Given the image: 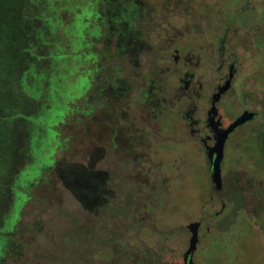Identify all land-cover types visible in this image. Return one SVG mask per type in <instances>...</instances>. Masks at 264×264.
<instances>
[{
  "label": "rangeland",
  "instance_id": "rangeland-1",
  "mask_svg": "<svg viewBox=\"0 0 264 264\" xmlns=\"http://www.w3.org/2000/svg\"><path fill=\"white\" fill-rule=\"evenodd\" d=\"M86 1L0 0V264L182 263L190 237L187 225L194 221L201 224L194 264H264L259 221L239 214L232 233L227 234L233 227L226 226L231 214L220 208L201 148L196 151L192 143L182 144L188 133L183 116H169L168 121L157 116L163 136L155 141L147 131L150 127L145 129L150 116L138 126V116L122 113L124 117L118 119L119 114L106 106L103 116H93V130L94 135L101 129L109 137L111 158L101 151L92 167L81 155L90 148L89 92L80 95L82 81L75 87L73 39L82 24L79 21L74 29L73 23L75 7H84ZM107 1L110 8L105 16L121 19L120 37L138 38L139 32L146 49L125 57L112 46L109 65L121 68L109 72L112 82L134 83L146 70L162 71L171 56L159 65V53L168 44L180 49L181 42L189 41L190 53L181 52V58L193 63L204 58L207 69L217 63L227 66L235 56L239 74L234 93L225 96L224 123L232 122L243 110L256 115L230 134L222 177L252 164L247 133L264 128V92L252 95L261 75L245 68L248 60H254L255 50L264 51L257 43V38L264 42V23L258 12L241 17L239 8L248 6L246 0ZM257 3L264 6V0ZM172 18L180 24L178 28L166 20ZM242 71L246 76L242 77ZM95 75L96 81L100 74L96 71ZM173 84L175 89L181 86L177 80ZM142 92L147 93V88L138 89V111H167L169 104H163V110L158 104L145 107ZM128 102V114H135L136 102ZM76 107L77 116H70ZM123 126L134 136V143ZM58 128L61 134L56 135ZM163 144L167 147L157 153ZM107 159L115 166L110 173L103 168ZM76 165L102 170L108 177L106 206L87 210L79 205L70 187L89 196L101 193L93 189L99 180ZM60 169L66 180H60Z\"/></svg>",
  "mask_w": 264,
  "mask_h": 264
},
{
  "label": "flooded vegetation",
  "instance_id": "flooded-vegetation-1",
  "mask_svg": "<svg viewBox=\"0 0 264 264\" xmlns=\"http://www.w3.org/2000/svg\"><path fill=\"white\" fill-rule=\"evenodd\" d=\"M102 7L103 10H101ZM109 8L110 4L107 0H105V2L104 0H87L84 7H75L77 13L75 14L73 28L75 29V26L76 28H78L79 21L82 24V27H80V32L78 31V33L74 35L73 39V41L76 42L79 46L76 47V43L74 44V51L72 54V60L74 62L73 67L76 73L75 79H77L75 87H78V82L82 81V84L84 86L82 88L83 91L80 92V95L86 90H88L89 92V109L87 116L90 117L88 120L89 123L87 124L89 128L86 129H88V131L90 130L91 133L90 140L87 139V142L89 141L90 148L85 152H82L81 155L86 158V162L91 164V166L96 165L95 161L98 159L97 155H100L101 151L104 153V157H106L108 154V159L111 158L112 153L110 150L113 144L110 143L109 137L107 136V134H105V132H101V129H98V133L94 135L95 131L93 130V123L95 120L93 119V116H103L102 110L106 106H108L114 114H119L118 119L123 118L124 116H138V126L142 120L145 121L147 116H150L151 119L147 123L148 126L145 124V129L147 127H150V129L148 128L147 131L155 141H159V137L163 136L159 133L158 130L162 124V121L158 120L157 116H164L163 120L166 119V121L169 120V116H183L184 120L187 121L188 133L187 136L183 138L182 144L188 146L187 144L190 145V143H192V149H195L197 151L201 148L206 157V148L212 147L215 143L213 139L214 128L224 129L231 123L230 122L229 124H225L223 116H225L227 112V101L225 100L227 99V97L225 98V96L230 92L231 94L234 93L232 91H234L235 82L238 77L237 74H239L238 69H236L237 61L235 59V56H231L229 64L227 66L226 64L217 63V66L214 69L213 66L210 69H207V64L203 63L204 61L202 60L204 58L200 60L198 59L197 63H193V61H186L185 59L181 58V52L186 55L190 53L189 41L181 42L179 44L181 46L180 49L171 47L173 44H171V46H169L168 44L165 49L161 48L159 53V65L164 62L163 60L169 59V56H171L168 65H166L162 71H159L155 68L154 70L150 71L146 70L145 72L135 77L134 83H132L131 81L122 82L121 84H119V82H112L110 80L109 72L111 70L115 72H119L121 70L119 66L111 67L109 65L112 46L117 49L119 55H123L125 57H131L133 54L140 55L146 49L142 47V37L140 36L139 32L138 38L134 37L131 34H123V37H120V32L121 30H123L122 25L119 22L121 19L111 18L110 20L108 15L105 16L106 14H108ZM137 20L138 18H136V21ZM166 20L171 21L169 23L170 26L176 25L175 27L178 28V25H180L173 18ZM183 24H187V22ZM134 28L138 31L137 23L135 24ZM226 29L227 28H225V30ZM73 32H75V30ZM84 37H87L88 40L85 41ZM96 71L97 73L99 72L100 75L95 81ZM207 71L212 72L209 73ZM159 77H161V81H159ZM195 78H197L199 81H195ZM138 79L140 81H138ZM173 80H177L179 84L181 83V86L177 89L173 88ZM227 81H229V83L226 85ZM142 87L147 88V93L142 92L141 95L145 101V107H147V105L149 104L151 106H156L158 104V106H161L160 110H163V108L165 107L163 106V104H169L168 106H166L167 111L164 113H158L157 111H155V113L154 111L146 112V110L138 111V89L139 91H141ZM219 88H225V90L219 91ZM133 89L137 94L133 91ZM127 91H129L128 95L126 94ZM150 92L154 94L150 95ZM175 92H178V94L175 95ZM91 93L93 94L92 96ZM78 97H76L75 99H77ZM77 101L78 100H76V102ZM127 101H129L128 103L130 104L132 102H136L134 110L135 114H128V108L126 104ZM141 107L140 109H142ZM75 109L76 110H72V115L70 116H77V114L75 113L79 112V110L77 107ZM244 111L249 110H243L239 112L238 114H236L235 119ZM122 113L124 114V116L122 115ZM254 113L256 115L255 111ZM120 123L121 121L118 122V124L124 125V122L121 124ZM123 128H125V126H123ZM125 130V135L129 138V140L132 139L134 143V136L132 137L130 135V131L126 128ZM60 131L61 129L58 128L55 131V134H61ZM176 135L178 137H182L181 131L179 129H176ZM184 135L186 134L183 133V136ZM96 140H98V142H96ZM187 141L188 143H185ZM92 142L94 146H92ZM165 142L168 144L170 140ZM160 147V150H156L157 153L163 152L162 149H165L167 146L163 144V146ZM132 148H135L134 145L132 146ZM153 148L154 145H151L150 152ZM133 151L134 149L131 150V153ZM108 159L106 160L107 162H103V168L105 170H108V172L110 173V169L115 166H111L108 163ZM152 162L153 161L151 160V163ZM79 167L87 168V170H89V172L93 174L94 178L96 180H99L98 188L96 185H93V189L97 192H100L101 194H96V196H89V194H82L81 192L76 191L73 187L69 186L72 189L74 196L77 198V202L78 195H80L88 197V200L93 202L91 206L88 205L86 207L87 210H92L94 208L93 206L97 198H101L102 201V203H97V209L106 206L108 195L105 187L108 183V177L104 176L102 170H93L88 166ZM59 172L61 174L60 180L62 178L66 180L64 172H61V169ZM75 192L78 194H76ZM218 192L219 191L216 192V195L218 196L217 198L220 201V208L223 210L225 207V203L222 202L221 197H219L218 195ZM18 211L19 209L13 211V219L17 218Z\"/></svg>",
  "mask_w": 264,
  "mask_h": 264
},
{
  "label": "trees",
  "instance_id": "trees-1",
  "mask_svg": "<svg viewBox=\"0 0 264 264\" xmlns=\"http://www.w3.org/2000/svg\"><path fill=\"white\" fill-rule=\"evenodd\" d=\"M247 1V7L245 9L239 8V13L241 17H246L249 14L255 15L257 12L261 18V21L264 23V6L260 7L257 3V0L252 4L251 0ZM253 1V0H252ZM235 10H237V6H233ZM254 17V16H253ZM248 20H250L248 18ZM257 43L263 47L264 42H261L257 38ZM255 50L254 60H248L245 70L247 72H257V75H261L259 77L260 86L258 89H254L252 91V95H256V93L264 92V51L259 49ZM260 67V70H258ZM243 72L242 77L246 76L247 72ZM262 95H264L262 93ZM248 136V144L247 150L249 151V157L252 159V164L242 166L236 169L234 172L228 173V175L222 177V188L218 192L219 197L223 203H227L229 206H225L227 208L226 213L231 214L227 219L229 222L227 223V227L230 228L227 234H231L232 230L236 222L234 223L237 215L244 214L247 217L254 218V220L260 224H258L261 232L264 235V128L260 130H251L247 133ZM48 158L50 154H47ZM76 193V192H75ZM78 194V193H76ZM89 198L86 196L78 195V203L86 208L89 203ZM98 199V198H97ZM96 199L94 206L97 208L98 202L102 203L101 198ZM93 206V207H94ZM127 218V217H126ZM250 219V220H251ZM252 221V220H251ZM234 223V224H233ZM134 239V238H133ZM177 264H182L179 260L175 261ZM173 262L168 264H173ZM231 263V262H230ZM228 264V262H227Z\"/></svg>",
  "mask_w": 264,
  "mask_h": 264
},
{
  "label": "water",
  "instance_id": "water-1",
  "mask_svg": "<svg viewBox=\"0 0 264 264\" xmlns=\"http://www.w3.org/2000/svg\"><path fill=\"white\" fill-rule=\"evenodd\" d=\"M229 81L226 82V85ZM225 88H219V91H224ZM255 113L252 111H244L240 116H238L234 121H232L224 129L214 128V145L212 147L206 148V158L209 164L210 180L213 184L214 190L220 191L222 188V174H221V164L224 158V147L225 142L229 135L236 130L238 127L244 125L245 123L251 121ZM199 222H192L187 225V229L190 232V237L188 240V246L183 253V264H194L193 254L197 248L198 244V228Z\"/></svg>",
  "mask_w": 264,
  "mask_h": 264
}]
</instances>
